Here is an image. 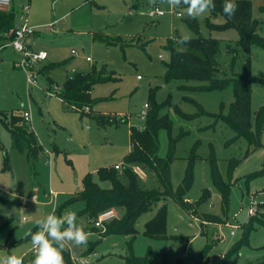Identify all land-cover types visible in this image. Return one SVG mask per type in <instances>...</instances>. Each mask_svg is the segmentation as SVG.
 <instances>
[{
    "label": "rangeland",
    "instance_id": "rangeland-1",
    "mask_svg": "<svg viewBox=\"0 0 264 264\" xmlns=\"http://www.w3.org/2000/svg\"><path fill=\"white\" fill-rule=\"evenodd\" d=\"M155 5L169 13L158 18L149 17L148 9ZM155 5L149 0H12L17 22L23 23L27 17L29 26L38 31L31 39L32 49L46 51L45 62L56 65L50 75L51 83L39 74L46 65L43 62L36 68V85L29 84L25 71L14 64L20 54L12 47L0 49V122L8 121L11 113L22 115L24 110H29L31 121L27 126L34 131L41 146L37 158L16 149L8 128L0 123V260L9 255L24 257V261L34 258L35 254L30 253L31 240L16 245L14 242L24 238L27 231H33L37 219L76 196L87 174H92L102 187H109V181L100 180L98 170L124 164L132 147L130 129L145 126L141 111L149 102L150 89L155 87L158 103L170 98L173 107L193 117L183 118L172 108H163L161 114L168 113L172 128L171 132L162 128L159 138L160 154L166 157L170 138L176 140L180 136L171 164L174 191L182 183L199 141L195 151L194 182L186 194L189 206L198 209V213L193 215L173 196H167L164 201L168 207L167 237L152 239L144 232L145 223L158 211L157 204L142 213L136 222L138 233L131 245L134 255L148 257L152 264H193L200 259L206 244H210L203 264H224L228 250L245 234L252 199L259 203L254 215L264 217L261 207L264 203V126L261 146L248 147L244 139L227 146L226 142L235 132L218 115L229 113L234 100L232 87L186 91L179 89V85L196 86L204 82L166 81V63L170 55L166 48L167 38L177 34L192 38L195 32L186 23L184 5L174 8L182 13L181 16L171 13L172 8L160 4L159 0ZM262 6L264 0H252L257 32L264 38ZM26 7H29L28 13ZM210 14L197 18L200 34L220 41L219 76L232 77L245 67L244 53L240 52L237 57L233 54V49L240 48L238 31L234 28L212 30L207 24ZM212 21L219 24L224 18L218 16ZM93 69L106 80L94 85L91 93L94 101L91 107L85 108L88 113L83 114L65 105L57 94L69 75L89 73ZM251 71L264 80V48L261 46L252 47ZM185 95L192 101L186 100ZM263 104L264 85L255 84L252 111ZM98 116H104L107 122L101 123ZM248 148L250 152L244 156ZM212 157L216 158L223 179L232 181L227 210L223 208L211 177ZM233 157L240 162L230 178L228 162ZM145 173L146 177L140 179L144 187L160 189L157 176L147 170ZM250 174L254 176L248 180ZM206 188L212 196L198 207L196 202ZM83 208L84 202L77 201L62 212H75L78 222L92 233L86 247L70 248L72 258L87 257L88 264H125L130 236L115 232L103 236L105 230L94 229V223L82 213ZM113 208L116 211L114 219H121L125 209ZM201 212L222 220L202 226ZM248 235L249 244L232 253L227 264H247L264 258V226L254 222ZM89 246L93 248L90 252Z\"/></svg>",
    "mask_w": 264,
    "mask_h": 264
},
{
    "label": "trees",
    "instance_id": "trees-1",
    "mask_svg": "<svg viewBox=\"0 0 264 264\" xmlns=\"http://www.w3.org/2000/svg\"><path fill=\"white\" fill-rule=\"evenodd\" d=\"M215 10L211 11L210 19L207 20L209 28L212 30H225L234 28L239 34V47L233 49L235 57L240 52L244 53L245 67L240 73L234 74L232 77L223 76L219 74L221 70L219 68L218 56L221 52L220 41L216 38H206L200 34V27L198 19H192L187 16V25L195 32V37H192L190 43L184 45V51L177 53L176 40L181 36L177 34L173 37H169L166 40V48L169 49V61L166 63V75L167 82L173 79L183 81H200L204 84L192 86L190 84L182 83L179 85L181 90H224L228 86L232 87L234 100L231 102L230 111L226 115L220 114L219 118L230 126L235 135L233 138L226 142L229 146L232 143L237 142L240 139H244L248 147H259L261 143V133L264 126V104L261 105L255 112L252 111L251 101L253 86L255 84L264 85V80L254 76L251 71V50L253 46H261L264 48V38L257 32L258 21L253 17L252 13V0H236L238 8L235 15L231 18L226 17L222 11V4L224 0H214ZM261 10H264L262 6ZM222 16L224 18L223 23H214L213 18ZM17 25L16 13L14 9H10L8 12L0 14V41L9 37L10 31ZM235 58H233V62ZM56 64H46L40 70V76L46 79V82L51 83V73L55 69ZM96 70L93 69L89 73L76 72L69 75L66 81L63 83L58 96L63 103L75 110H80L81 113L87 114L85 110L87 107H91L94 101L92 98V90L94 85L99 81L106 80L103 76L95 74ZM156 89L151 88L149 93V109L145 117V126L143 128L131 127L130 138L131 150L124 158V164L122 170H117L113 167H101L98 170L100 180L109 181V187H102L92 177V174H87L83 179L82 190L74 197L69 198L59 208L56 209L58 215H62V212L72 203L77 201L84 202V208L82 213L87 215L88 218L94 219L98 214L108 208L122 207L125 209L124 216L121 219H114L107 223L106 229L103 232V236L115 232L122 233L130 236V242H128V254L124 257L125 264H152L148 257L140 258L134 255L131 250L133 239L137 235L136 222L140 215L146 211L152 210V208L159 204L157 213L153 218L145 223L144 232L152 239H161L167 237V217L168 207L164 203L167 196H173L175 201L183 206L187 211L193 215H197L198 209L191 208L186 200V194L191 189L194 182V161L197 156L195 154L199 141L196 142L191 155V160L188 163L186 172L182 183L176 191L173 190L171 185V164L174 159L175 145L180 136L174 140L170 138L169 154L163 156L160 154V138L159 131L162 128H167L171 132L172 121L168 113L161 114V111L165 107L172 108L178 115L183 118H193L192 116L182 113L176 106L173 107L170 98H167L164 102L158 103L156 101ZM184 98L190 99L188 96ZM189 101H192L191 99ZM4 112V111H3ZM6 112H4L5 114ZM98 120L101 123H106L107 119L104 116H98ZM12 138L13 146L21 151H27L29 156L37 158L41 146L38 143L34 131L29 128L24 120L23 114L11 113L9 120H1ZM185 134L181 133V136ZM250 152L248 148L245 151L244 156H247ZM239 158H230L228 162V175L231 178L232 173L239 164ZM211 163V177L214 185L217 187L221 202L224 210H227L230 200V191L232 181L226 182L218 168L217 160L215 157L210 158ZM140 165L144 170H147L157 176L160 182V189H147L140 182V177L133 171V165ZM264 172V171H263ZM261 173V172H260ZM257 175V173H254ZM253 174L248 176V180L251 179ZM212 194L209 189H204L200 198L196 204L198 207L206 203ZM264 208V203L261 205ZM202 217V226L208 223H220L221 218L210 213H200ZM264 215V213H263ZM258 222L264 226V217L260 215H251L249 222L246 224L244 236L238 240L227 252L224 257V264H227V260L230 255L238 250V248L244 244H249V232L253 229V223ZM94 229H98L93 227ZM37 230V227L33 229V232ZM88 231V228L85 227ZM204 230H202V234ZM31 240L24 237L16 244ZM90 247V246H89ZM210 244H206L204 250L201 253L200 259L193 264H203L205 260V254L209 249ZM93 248H89V252ZM65 264H73L72 255L69 250L63 253ZM34 259L30 257L24 264H30V261ZM186 264V263H184ZM247 264H264V258L259 261L249 262Z\"/></svg>",
    "mask_w": 264,
    "mask_h": 264
},
{
    "label": "clouds",
    "instance_id": "clouds-1",
    "mask_svg": "<svg viewBox=\"0 0 264 264\" xmlns=\"http://www.w3.org/2000/svg\"><path fill=\"white\" fill-rule=\"evenodd\" d=\"M151 5H155L157 0H149ZM160 4H167L170 8L184 5V11L189 18L196 19L206 13L215 10L214 0H159ZM238 8L236 0H224L222 4L223 14L231 18ZM191 37L186 34L176 40L177 53H182L184 45L190 43ZM34 200V198H33ZM37 230H29L25 233V238H31L32 247L36 250L34 259L30 264H65L63 252L70 248L86 247L91 232L85 230V225L78 222L77 214L67 211L62 215H57L55 208L41 219L35 221ZM0 264H24V258L17 255H9L0 260Z\"/></svg>",
    "mask_w": 264,
    "mask_h": 264
},
{
    "label": "built area",
    "instance_id": "built-area-1",
    "mask_svg": "<svg viewBox=\"0 0 264 264\" xmlns=\"http://www.w3.org/2000/svg\"><path fill=\"white\" fill-rule=\"evenodd\" d=\"M11 8H12V0H0V14L3 12H8ZM28 9L29 7H26L27 13H28ZM170 12L176 14L177 16L182 15V13L178 9L176 10L174 8H172ZM147 13L148 16L151 18H158L164 16L166 13L169 12H166V10L162 9L159 5H155L153 7H150ZM26 21H27V17H25L23 23H17L16 27L10 31L8 38L10 40L11 46H13V48L20 54L18 60L15 62V66L25 71L27 75V82L29 84L36 85V81L38 78V73L36 72V68L38 67L39 64L43 63L47 59L48 54L44 50L36 51L32 49L31 39L35 35L36 29L35 27L29 26V24ZM87 60L89 61L90 58L87 57ZM144 108L145 109L141 111V114L144 117H146L149 104L145 103ZM23 117L26 123L29 125L31 121L30 111L24 110ZM131 146L133 147V144H131ZM114 167L117 170H122L123 165L115 164ZM132 169L140 178L146 177L145 170L140 165L137 164L133 165ZM258 204L259 203H257L254 199L251 200V205L248 209L249 216L254 215L256 213ZM115 217H116V211L112 207L100 212L96 218L90 220L91 222L94 223L95 227L103 228L105 230L107 222L110 221L111 219H114ZM30 253L36 254V250L32 247ZM73 260H75L76 264L89 263V259L87 257H83L80 260L77 259H73Z\"/></svg>",
    "mask_w": 264,
    "mask_h": 264
},
{
    "label": "crops",
    "instance_id": "crops-1",
    "mask_svg": "<svg viewBox=\"0 0 264 264\" xmlns=\"http://www.w3.org/2000/svg\"><path fill=\"white\" fill-rule=\"evenodd\" d=\"M14 7H12V9H13ZM17 19V18H16ZM18 23V22H17ZM37 30H36V33L35 34H37ZM31 46H32V40H31ZM8 47H12L13 48V46H11V44H10V40H9V38L7 37V38H5V39H2L1 41H0V49H5V48H8ZM14 49V48H13ZM15 50V49H14ZM18 60V58L14 61V64H15V62ZM45 62V61H44ZM45 64H48V63H46L45 62ZM139 77V76H138ZM5 111V110H4ZM23 114V113H22ZM9 242H11V241H7V243H9Z\"/></svg>",
    "mask_w": 264,
    "mask_h": 264
}]
</instances>
